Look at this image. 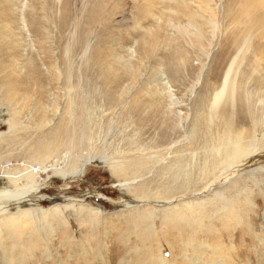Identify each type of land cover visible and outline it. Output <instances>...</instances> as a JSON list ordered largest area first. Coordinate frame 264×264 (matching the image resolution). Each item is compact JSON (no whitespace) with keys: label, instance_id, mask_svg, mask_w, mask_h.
<instances>
[{"label":"bare ground","instance_id":"1","mask_svg":"<svg viewBox=\"0 0 264 264\" xmlns=\"http://www.w3.org/2000/svg\"><path fill=\"white\" fill-rule=\"evenodd\" d=\"M26 1L32 7L39 5L34 0ZM112 1L79 0L75 14L66 20L65 18L59 20L50 18L49 10L46 9L45 4L40 5L42 10L40 17L34 16V13L29 11L26 15V27L35 38L33 43L39 49V53L30 54V58L33 55L34 59L31 58V66L27 65V68L22 72L24 76H20L18 73L17 78L5 82L7 93L4 97L14 95L16 101L13 100V103L20 105V101L23 100L25 102L23 107H29L32 102L31 97H34L36 100L32 104H38L35 107L38 112L41 108L46 107L43 106L46 93L49 96V89L55 87V77L47 79L45 75L55 71L59 80L65 78V82L72 85L74 83L77 86L93 88L103 96L99 97L100 99H106L107 114L103 118V128L98 129L93 121H84L81 118L73 120L70 117L56 126L55 142L58 144L56 148L58 152L70 143L71 136L75 138L78 131L80 140L92 144V140L97 137L99 130L106 129L112 124H118L119 118L114 117L112 113L123 96L131 90L130 85L127 86L130 83L129 80H137L138 76L135 73L130 74L128 69L118 70L84 65V60L88 56L98 55L96 47L102 48V38L106 44L110 39L126 36L124 43L127 45L131 42L132 37H137L136 34L131 37L132 32L130 34L126 29L121 31L112 29L109 26V21L107 23L104 21L105 9ZM133 1H143L144 4L151 5L157 0ZM185 1L179 0L183 8H185ZM212 1L202 0V3ZM12 7L14 13L10 15V19L17 22L15 12L19 3L14 1ZM228 11L229 32L224 39L228 41V46L223 49L225 54H220L221 58L212 65V72L206 74L207 76L201 74L198 66L194 69L190 65L191 53L196 50L207 55L210 48L215 46L214 40L217 39V36H214L215 33L212 31L207 39L208 45L201 46L202 42L206 40L199 22L195 18L187 21V27L194 32L193 36H190L186 31L179 32V40H181L180 44L183 49L164 50L165 47L168 48V35L157 42L153 36H148L145 42L139 44L136 50V64L141 67V71L145 72V76L143 75L141 79L144 78L146 81L156 79L160 82L161 88L154 97L142 100H138L136 97L130 99L120 116V119L125 121L135 132L136 139L141 146L138 149L135 143H130L128 150H148L150 153L138 155L133 163L130 161L119 163V161L129 158L128 155H119V161H114V158L109 161L110 174L117 179L119 187L124 188L125 195L130 199L121 204L115 213H104L101 208L92 207L89 204L63 200H57L50 209L44 211L32 203H24L27 197L36 199L41 186L45 183L43 181L40 184L37 181V176L32 170H29L30 168L13 176L2 178L0 203H9L10 205L22 203L18 209L12 207L7 211L2 220L0 218V264H47L41 263L37 255L48 260V264H106L103 262L109 256L110 247L107 245V249H104V231L111 229L107 228V225L113 222L127 221L129 222L127 224L131 226L130 234L138 238L137 234H134L135 229L133 231V228L140 225L141 231L143 230L145 222L150 219L145 214L149 213L152 220L162 214L160 210L148 206L144 212L139 211L138 215H131L142 206L137 203L151 202L155 196L157 203L153 206L167 203L168 195L173 193L171 190L168 191L170 184H174L176 191L178 190L180 194H183L189 187L203 188V185L222 171V167L230 170L233 166L242 164L254 148L264 147V0H232ZM190 16L192 15L190 14ZM151 21V17L144 20L140 16L136 27L148 25ZM52 28L56 40L58 39L57 42H62L66 47L64 53L66 60L62 66L58 64L57 67L51 65L53 63L51 53L55 47L50 34ZM97 35H102L97 42L90 41V38ZM192 39L197 46L189 43ZM216 41L220 43L223 38ZM243 43H246L247 46L242 50ZM74 55H78V58L74 62H70L69 59ZM159 58L162 59V62ZM74 67H78V69L71 72ZM157 71L161 74L159 75V72L157 74ZM209 71L211 70L209 69ZM168 80L172 83L177 94L182 86L197 80L196 90L194 86L192 87L193 100L196 104L188 114L179 117L174 116L172 109L169 108L168 111V101L173 106L178 104L171 94L172 90L168 89ZM208 80L211 83L206 84L205 82ZM223 85H225L224 91H221ZM68 88L73 89L71 86ZM22 96H25L24 98L27 100L21 99ZM23 107H15L17 110L12 115L13 119L16 115L22 114ZM5 109L7 110V108ZM3 115L4 113L1 111L0 116ZM186 120L189 121V125L187 123L179 125ZM180 127L183 128V133H181L183 137L177 131ZM180 136L181 139H179ZM152 153L154 156L151 155ZM104 155L102 153L100 155L89 154L84 166L88 161H99L107 166L106 160L103 158ZM168 158L170 159L168 160ZM84 166L76 171H69L65 168L58 173H56L54 165H47L43 168L44 173L48 169L49 172L56 173V176L62 179H74L82 174ZM262 170H264V166L259 169V171ZM47 174L48 172L45 173L46 178H49ZM230 182L227 187L231 190L241 187L239 180ZM131 197L136 205L128 210V204L133 203ZM192 207L198 208L199 213L202 210L200 205ZM170 211L172 210L163 211V216L167 217ZM14 212L15 214L10 215ZM192 213L198 216L196 210ZM126 214L129 217L125 219ZM41 216L55 218L56 228L53 229L52 226L49 230H52L54 237L60 231L59 236L54 240L55 244L52 250H50L52 244L47 241V237H44L43 226L40 228V238L33 236L29 230V225L41 220ZM162 222L167 224V219L164 218ZM72 223L76 228L83 225L87 229L75 231L72 229ZM149 226L150 224L147 225V227ZM60 228L62 229L60 230ZM166 228L168 229V227ZM15 229L22 236L11 239L9 237L12 235L6 236L9 231H15ZM163 231L166 234L164 239L166 240L168 239V230ZM146 236L148 242L139 251L145 256L156 252L155 245L151 243L155 242L154 233L150 231L146 233ZM23 238H32L31 241L36 240L35 253L32 250L30 255H26L24 247L15 248L11 252L6 251V244L11 246L16 241L18 244ZM174 241L179 242L178 239ZM150 243L151 245H149ZM226 244L232 246L230 242H226ZM120 246H123L124 249L125 241H121ZM165 246L167 247L158 251L160 260L153 262L152 259H148L147 264H170L165 253L166 248L168 251L173 250L172 254L169 252V255L174 258L178 256L173 254V252L179 251L178 245L172 247L168 243ZM136 248L133 247L132 251L138 253ZM205 249L215 253L208 259L209 263L205 260L191 258L187 259L185 264H234L235 259L239 257L238 252L229 253V259L217 257V254L228 251L223 244L206 246ZM33 254H35V258L32 259ZM63 255H67L70 261L65 262ZM177 258H182L180 253ZM110 264H120V261ZM172 264L175 263L172 262Z\"/></svg>","mask_w":264,"mask_h":264},{"label":"rangeland","instance_id":"2","mask_svg":"<svg viewBox=\"0 0 264 264\" xmlns=\"http://www.w3.org/2000/svg\"><path fill=\"white\" fill-rule=\"evenodd\" d=\"M14 1L19 3V7L16 8L15 12L17 22L10 19V15L14 13L12 11ZM34 1L38 2L39 5H36V7L29 6L26 0H0V112L4 113L3 116H0V188L2 178L13 176L30 168L29 170H32L34 175L37 176V181L40 184L43 181L45 183L44 186H41L37 197H35L36 199L27 197L24 203H32L47 211L57 200H63L89 204L92 207L101 208L104 213H115L121 204L130 199L125 195L124 188L119 187L117 179L110 174L109 161L112 158H114V161H119V155H128L129 158L119 161V163H125V161L133 163L138 155L150 153L148 150H128L130 143H135L138 149L141 146L136 139L135 132L125 121L120 119V116L130 99L136 97L138 100H142L154 97L155 93L161 88L160 82L156 79L149 81L144 80V78L141 79L143 75L145 76V72L141 71V67L136 64V50L139 44L145 42L148 36H153L157 42V40L161 41L166 38L165 35H168V48L165 47L164 50L183 49L180 44L181 40H179V32L186 31L190 36H193L194 32L187 27V21L195 18L199 22L206 40L202 42L201 46L208 45L207 39L212 31L217 39L223 38L220 43L216 41L217 39L214 40L217 44L215 43V48L213 46L210 48L207 55L196 50L191 53L190 65L194 69L198 66L202 75L209 74L212 72V65L221 58V53L225 54L223 49L228 46V41L224 39L229 32L228 9L232 0H213L206 3H202V0H186L185 8L179 0H157L151 5H146L143 1L113 0L105 9L104 21L106 23L109 21V26L112 29L119 31L126 29L128 33L131 34L132 32L131 37L134 34L137 37H132L131 42L127 45L124 43L126 42V36L110 39L106 44H104V38H102V48L100 46L96 47L98 55L88 56L84 60V65L118 70L128 69L130 74L135 73L138 76L137 80H129L130 83L127 86L130 85L131 90L123 96L112 113L114 117L119 118L118 124H112L106 129L99 130L97 137L93 138L92 144L80 140L78 131L75 138L71 136L70 143L61 148L59 152L56 151L58 147L55 142L56 126L70 117L73 120L76 118H81L84 121L90 120L96 124L98 129L103 128V118L107 114L106 99H100L99 97L103 96L93 88L77 86L74 83L73 86L71 83L65 82V78L59 80L55 71H52V74L46 72L47 79L55 77V87L49 89V96L46 93L45 103L43 104L46 107L41 108L38 112L35 108L38 104H32L36 100L34 97V99L31 97L32 105L30 104L29 107H23V103H25L23 100L20 101V105L13 103V100L16 101L14 95L4 97L7 93L5 82L17 78L18 73H20V76H24L22 72L27 68V65L31 66L34 59V56L31 55V60L30 54L39 53V49L33 43L35 38L26 27L28 11L33 12L34 16L40 17L42 14L40 5L45 4L46 9L49 10L50 18L57 20L65 18L66 20L75 14L79 6V0ZM110 15L112 16L109 20ZM140 16L144 20L151 17L152 21L148 25L136 27ZM50 34L55 45L51 53L53 56L51 65L57 67L59 64V66H62V63L66 60L64 57L66 47L62 42H57L58 39L55 38L53 28ZM101 36L92 37L90 41L97 42ZM189 43L197 46L193 39ZM246 46L247 44L243 43L241 49H245ZM77 58L78 55H74L69 61L74 62ZM160 61L162 62V59ZM77 69L78 67H74L71 72ZM160 74L161 72H159ZM205 83L211 82L208 80ZM196 85L197 80L184 85L178 90L179 94H177L172 83L168 80V89L172 90L171 94L178 103L173 106L168 101V111L169 108L172 109L174 116L179 117L188 114L193 105L196 104L193 100L192 89L194 86L196 90ZM68 86L73 87V89L70 90ZM224 87L225 85L222 86L221 91H224ZM24 88L26 89V87ZM21 91L23 92V90ZM26 92L29 91L26 90ZM24 97L20 98L26 99ZM205 99L206 96L204 102ZM17 106H22L24 110L22 114L16 115L13 119L12 115L16 112L17 108L15 107ZM186 123L189 125L188 120L179 125H186ZM177 131L179 135H182L183 128L180 127ZM182 137L180 136L179 139ZM94 153L96 155L105 154L103 158H105L107 166L99 161H88L84 166L88 155ZM151 155L154 156V153ZM247 157L242 164L235 165L230 170L222 167V171L217 173L215 178H211L210 182L203 185V188L189 187L183 194H180L178 190L176 191L174 184H170L168 191L171 190L173 193L168 195L167 203L153 206L157 203L155 202L156 196L151 202L137 203L142 204V206L131 215H138L139 211L144 212L148 206L160 210L162 214L152 220L150 214L146 213V217H150V219L145 222L143 230L141 231L140 225L133 228V231L135 229L134 234H137L138 238L130 234L131 226L127 224L129 223L127 221L113 222L107 225V228L111 229L104 231V249H107L108 245L110 250L108 258L106 257L107 260L103 263L110 264L120 261V264H147L148 259L156 262L160 260L158 251L163 247H167L168 245H165L170 243L172 247L179 246V251L173 252V254L179 256L180 253V256H182L180 259L177 258L178 256L174 258V256L169 255V252L172 254L173 250L168 251V248H166L165 253L170 264L172 262L185 264L186 260L191 258L200 261L205 260L209 263L208 259L215 253L205 249V247H211L214 244H223L228 249V251L217 254V257H227L229 259V253L238 252L239 257L234 258L236 260L234 264H264V170L259 171L264 166V147L254 148ZM47 165H54L56 173L65 168L69 171H76L83 166L85 168L82 174L74 179H62L56 176V173L49 172L47 169L45 173L48 172L49 178H46L43 167ZM232 180H239L241 187L232 190L227 187L232 183L230 182ZM208 199L210 200L206 201ZM21 203L14 205L0 203L1 220L7 211L12 207L18 209ZM135 205L136 203L133 200V203L128 204L127 209L131 210ZM198 205L202 208L200 213L198 208L192 207ZM167 209L172 211L165 217L163 211ZM194 210L197 211L198 216L192 213ZM177 211L181 212L177 213ZM13 214L15 212L10 215ZM128 217L129 215L126 214L125 219ZM164 218L167 219V224L162 222ZM149 224L150 226L147 227ZM52 226L53 229L56 228L55 218H43L42 216L41 220L29 225V230L33 236H37L36 238H40V228L42 227L44 237H47V241L52 244L50 250L53 249L55 238L60 234L59 231L54 237L52 230L49 231ZM72 229L83 231L87 228L83 225L76 228L75 224L72 223ZM163 230H168V239L166 240H164L166 234ZM150 231L154 233L155 242L151 243L155 245L156 252L145 256L140 254L139 251L146 246V242H148L146 233ZM6 236H11L9 237L11 239L22 235L15 229V231H9ZM175 239H178L179 242L176 243ZM31 240L32 238H23L18 244L17 241L11 246L6 244V251L11 252L15 248L21 249L24 247L26 255H30L32 250L35 253L36 240ZM121 241H125V250L123 246H120ZM226 242H230L232 246H228ZM133 247H137L138 253L132 251ZM34 255H32V259L35 258ZM37 256H39L38 259L41 263L48 264L49 261L44 260L43 256ZM64 258L65 262L70 261L67 255H63Z\"/></svg>","mask_w":264,"mask_h":264}]
</instances>
